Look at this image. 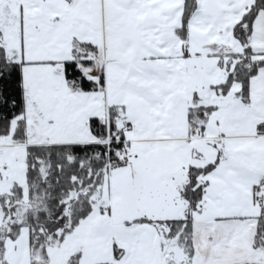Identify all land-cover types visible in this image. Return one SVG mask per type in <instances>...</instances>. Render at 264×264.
Segmentation results:
<instances>
[{
  "label": "snow or ice",
  "instance_id": "1",
  "mask_svg": "<svg viewBox=\"0 0 264 264\" xmlns=\"http://www.w3.org/2000/svg\"><path fill=\"white\" fill-rule=\"evenodd\" d=\"M0 264H264V0H0Z\"/></svg>",
  "mask_w": 264,
  "mask_h": 264
}]
</instances>
